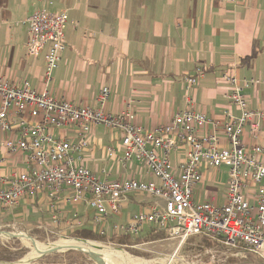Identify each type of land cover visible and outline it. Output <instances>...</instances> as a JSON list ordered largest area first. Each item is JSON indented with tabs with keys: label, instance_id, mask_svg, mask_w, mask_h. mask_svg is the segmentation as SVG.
Listing matches in <instances>:
<instances>
[{
	"label": "built area",
	"instance_id": "1",
	"mask_svg": "<svg viewBox=\"0 0 264 264\" xmlns=\"http://www.w3.org/2000/svg\"><path fill=\"white\" fill-rule=\"evenodd\" d=\"M67 24L66 12L44 8L16 23L27 29L25 57L36 59L46 52L41 88L26 82L20 86L0 75V212L43 198L52 225L66 222L73 231L84 221L78 211H72L67 220L62 205L75 209L83 204L94 212L88 226L98 234L105 235L111 226L114 234L137 238L152 227L177 241L178 248L201 235L233 249L238 257L264 260V147L255 144L264 112L251 110L244 94L258 82L240 84L230 71L221 75L229 88L226 98L238 115L226 109L220 125L193 109L191 92L204 77L197 68L183 80L185 108L168 124L146 131L134 124L132 110L104 111L110 96L107 87L95 99L99 108L78 107L49 90L66 46ZM96 126L121 132L123 155L118 162L123 166L136 162L153 181L132 177L107 181L94 175L86 165L85 152ZM66 128L73 130L74 139L54 136V129ZM217 128L226 147L221 146ZM246 135L251 145L243 142ZM114 152L108 149L107 156L112 158ZM208 169L225 176L221 204L216 196L205 201L195 198L196 188L204 183L203 171ZM130 196H149L153 204L124 223L113 224Z\"/></svg>",
	"mask_w": 264,
	"mask_h": 264
},
{
	"label": "crops",
	"instance_id": "2",
	"mask_svg": "<svg viewBox=\"0 0 264 264\" xmlns=\"http://www.w3.org/2000/svg\"><path fill=\"white\" fill-rule=\"evenodd\" d=\"M56 1L60 2L59 6ZM39 8L49 12L48 8L64 11L68 17L64 34L69 47L61 54L49 89L58 98L78 107L99 108L95 99L100 89L107 87L110 96L104 111L114 114L132 110L134 124L150 131L168 124L176 112L185 108L183 80L199 68L204 77L191 92L194 110L204 112L212 122L220 125L225 120L223 112L226 109L238 115L226 98L229 88L220 79L224 72L230 71L240 84L243 80L258 82L244 94L251 110L264 112V0H47L45 3L0 0V43H15L12 48L6 46L9 57L18 54L13 48L21 41L20 51L25 57L27 29L16 23ZM45 52L41 54L43 57L39 55L36 59L25 57L32 60L23 67V72L29 73L32 81L30 84L29 79L25 82L32 88L41 87ZM36 73L38 76H34ZM0 75L5 76L2 69ZM23 78L17 79L13 75L11 80L21 86ZM212 129L213 124L208 125V130ZM53 134L56 138L67 139L75 136L70 128L54 129ZM217 134L222 140L221 146L226 147L221 129L217 128ZM121 136L117 130L94 127L85 152L88 169L107 181L130 176L153 181L138 167L127 171L128 163L123 166L118 162L123 155ZM243 142L252 144L247 135ZM255 144L264 147V125ZM108 149L115 151L112 158L107 156ZM171 160L174 163L172 157ZM203 172L204 183L196 188L195 198L205 201L216 196L221 204L223 192L206 186L212 182L214 173L218 184H224L225 176H219L214 169ZM65 195L64 192L62 196ZM152 204L149 196H130L112 222L122 224L130 215ZM17 210L18 214L14 215ZM27 210V217L32 216L28 224H33L35 229L51 233L59 230L64 235L72 232L66 222L52 225L43 198L35 203L20 202L16 208L8 210L12 213L8 221L14 220L15 216L21 219V213ZM62 210L67 220L72 218V211H78L84 223L75 230L91 229L88 218L94 212L85 205L74 209L63 204ZM144 230L154 229L146 227ZM106 234H114L111 226Z\"/></svg>",
	"mask_w": 264,
	"mask_h": 264
},
{
	"label": "rangeland",
	"instance_id": "3",
	"mask_svg": "<svg viewBox=\"0 0 264 264\" xmlns=\"http://www.w3.org/2000/svg\"><path fill=\"white\" fill-rule=\"evenodd\" d=\"M59 4L60 2L56 1V5L59 6ZM48 10L51 12H58L53 11V9L50 8H48ZM21 42L19 43L20 45ZM14 44L15 43H0V69H2L4 75L7 78L12 79L13 75L17 76V79L19 76H24V80H20L25 82L27 79H29L28 83L30 84L32 81L29 78V73L25 74L23 72V67L30 64L32 60H29L31 58L27 59L23 57V51H20V45L13 48L18 54L15 57H9V51L6 46H10V48H12L11 46ZM67 46L69 47L68 44ZM67 46H65V48H67ZM41 56L43 57V55ZM34 76H38V73H36ZM42 78L43 74L40 78V86ZM15 83L17 84L18 82ZM134 166L138 167L141 173L144 174V169L138 164L132 162L128 163L126 167L127 171H131ZM216 178L217 177L214 173L212 182H209L208 184L210 185L206 187L215 189V191L218 192H225L226 188L224 185L215 183L217 180ZM16 212H19V210L13 212V214H18ZM26 213H28V210L27 212L21 213L23 215H21L22 217L20 216L21 219H18V217L16 218L15 216L14 220L12 219L10 222L7 218L8 216H12L11 211L0 212V257L6 258L5 260L0 259V264H95L94 261H97L99 264H110L108 262L109 260L107 259H122L126 257L142 259L151 264H264V260L257 256L249 255L245 259L238 257L235 255L233 249H229L220 243H211V246H207L203 242L202 237L188 239V241L180 248L177 246V241L171 239L163 232L162 238L158 240L143 242L140 244L129 243L127 245H132L127 247H119L112 245L111 243H103L99 240H78L68 237L63 233L60 234L59 230L58 232L51 233L49 230L44 231L43 229H35L33 224H28V222H30L28 219L32 216L28 215L27 217ZM29 237L32 239L33 244L30 243ZM65 239H71L89 244L93 243L94 245H100L119 251H96L99 253L96 255L94 252L88 251V249L83 246H68L61 244L64 245V247L59 249L57 252H50L47 254L41 252L48 251V248L45 247L46 244H56L60 241H68ZM38 245L42 246L43 248H36ZM71 248H80L86 253L93 254V256L76 251H65ZM74 252L80 254V256L72 254ZM8 259L10 261H6Z\"/></svg>",
	"mask_w": 264,
	"mask_h": 264
},
{
	"label": "trees",
	"instance_id": "4",
	"mask_svg": "<svg viewBox=\"0 0 264 264\" xmlns=\"http://www.w3.org/2000/svg\"><path fill=\"white\" fill-rule=\"evenodd\" d=\"M66 234H67L66 236L72 237V238H75L78 240H83V241L99 240L103 243H111L112 245L119 246V247L131 246L132 244L127 245L129 243L140 244L143 242L155 241V240L162 238V236H163V233L160 231H157V230L156 231L144 230V232H142L140 234V236H138L137 238H132L128 235H118V234L102 235V234H98L93 229H88V228L87 229L82 228L79 230H73L72 232H68ZM196 237H202L203 242L207 246H211V243H216V244L220 243L219 241L211 240V239H208V238L201 236V235L194 236V237H191L189 239L196 238ZM72 254L80 256V254H78L76 252H74ZM124 255H126V254H124ZM0 259L5 260L6 258L0 257ZM10 260H11V258H10ZM10 260L8 259L6 261H10Z\"/></svg>",
	"mask_w": 264,
	"mask_h": 264
},
{
	"label": "bare ground",
	"instance_id": "5",
	"mask_svg": "<svg viewBox=\"0 0 264 264\" xmlns=\"http://www.w3.org/2000/svg\"><path fill=\"white\" fill-rule=\"evenodd\" d=\"M29 240H30V243L33 244L32 239L30 238ZM65 240H68V241H60V242H58L56 244H54V243L53 244H46L45 247L48 248V251H41V252L44 253V254H47V253H50V252L51 253L57 252L59 249L63 248L64 245H68V246L69 245H79V246H83V247L87 248L88 251L94 252L96 255L99 254L96 251H100V252L119 251V250H114V249L106 248V247H103V246H100V245H94L93 243L92 244L83 243V242H79V241H75V240H71V239H65ZM61 244H64V245H61ZM36 248L39 249V248H43V247L40 246V245H38V246H36ZM71 249H73V248H71ZM84 253H86V252H84ZM86 254H89V255H92L93 256V254H90V253H86ZM107 260H109L108 262L110 264H151V263H149L147 261H144L142 259H138V258H135L134 259V257L133 258L132 257H126V258H122V259H120V258L119 259H107Z\"/></svg>",
	"mask_w": 264,
	"mask_h": 264
},
{
	"label": "water",
	"instance_id": "6",
	"mask_svg": "<svg viewBox=\"0 0 264 264\" xmlns=\"http://www.w3.org/2000/svg\"><path fill=\"white\" fill-rule=\"evenodd\" d=\"M65 251H67V252L68 251H76V252L85 254L84 251L82 249H80V248H73V249H68V250H65ZM94 263L95 264H99L97 261H94Z\"/></svg>",
	"mask_w": 264,
	"mask_h": 264
}]
</instances>
